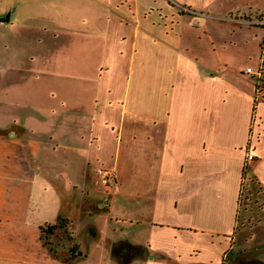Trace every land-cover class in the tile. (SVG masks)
Segmentation results:
<instances>
[{
  "label": "crops",
  "instance_id": "obj_1",
  "mask_svg": "<svg viewBox=\"0 0 264 264\" xmlns=\"http://www.w3.org/2000/svg\"><path fill=\"white\" fill-rule=\"evenodd\" d=\"M250 13L264 0H0V264H225L246 176L264 197Z\"/></svg>",
  "mask_w": 264,
  "mask_h": 264
},
{
  "label": "rangeland",
  "instance_id": "obj_2",
  "mask_svg": "<svg viewBox=\"0 0 264 264\" xmlns=\"http://www.w3.org/2000/svg\"><path fill=\"white\" fill-rule=\"evenodd\" d=\"M242 18L260 20L264 18V13H250ZM250 26L260 25L251 24ZM241 47L248 46L241 45ZM261 59L264 60V41ZM262 85H264V80ZM100 168L103 169V167ZM251 187L250 179L246 176L242 183L238 207L235 230L236 248L234 252L230 251L226 254L225 264H264V197L255 189L250 192Z\"/></svg>",
  "mask_w": 264,
  "mask_h": 264
},
{
  "label": "trees",
  "instance_id": "obj_3",
  "mask_svg": "<svg viewBox=\"0 0 264 264\" xmlns=\"http://www.w3.org/2000/svg\"><path fill=\"white\" fill-rule=\"evenodd\" d=\"M246 169L247 163H244L242 176H244ZM41 236L43 242L55 252L58 249H66L68 246H71V238L68 235L67 220L65 218L59 219L56 224L42 226Z\"/></svg>",
  "mask_w": 264,
  "mask_h": 264
},
{
  "label": "built area",
  "instance_id": "obj_4",
  "mask_svg": "<svg viewBox=\"0 0 264 264\" xmlns=\"http://www.w3.org/2000/svg\"><path fill=\"white\" fill-rule=\"evenodd\" d=\"M240 21L242 23H246L249 25L257 24L260 26H264V18H262V19L260 18V20L242 19ZM245 72L252 73V74L256 75L258 78H260L262 76V74L264 73V60L261 59V63L257 69L253 70L251 67L248 66L245 68ZM253 158H254V155L252 154V152L248 146V149L246 151L245 158H244L245 159L244 163H247L248 161L252 160ZM97 173L100 176V180L102 181V183H104L106 186H108L110 180L113 179L114 172L112 170L98 169Z\"/></svg>",
  "mask_w": 264,
  "mask_h": 264
}]
</instances>
